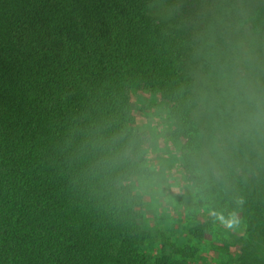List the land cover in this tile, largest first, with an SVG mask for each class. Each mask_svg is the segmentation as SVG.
I'll return each instance as SVG.
<instances>
[{
	"label": "trees",
	"instance_id": "16d2710c",
	"mask_svg": "<svg viewBox=\"0 0 264 264\" xmlns=\"http://www.w3.org/2000/svg\"><path fill=\"white\" fill-rule=\"evenodd\" d=\"M214 1L0 0V264L197 258L186 242L145 255L134 182L151 171L136 95L168 105L197 205L246 218L240 264H264V98L229 93L240 78L231 65L217 81L230 107L210 129L200 60L205 51L211 66L221 61L216 39L202 49L198 36ZM242 14L243 26L264 34V0L243 4ZM188 232L209 240L212 223Z\"/></svg>",
	"mask_w": 264,
	"mask_h": 264
},
{
	"label": "rangeland",
	"instance_id": "374dc122",
	"mask_svg": "<svg viewBox=\"0 0 264 264\" xmlns=\"http://www.w3.org/2000/svg\"><path fill=\"white\" fill-rule=\"evenodd\" d=\"M256 1L215 0L209 8V17L205 16L201 23L198 20L199 27L203 29L198 36V45L205 49L202 43L210 44L216 39L215 54L221 61V65L211 66L204 58L205 51L200 60L208 107H211L208 111L211 114L210 129L214 128L213 122L218 121V116L223 118L224 108L230 107L229 93L234 95L241 91L243 94L246 91L248 94L252 92L255 100L264 98V90L260 88L264 82V34L253 31L252 25L243 26L247 16L241 15L243 4L246 6ZM224 8L227 13L219 15ZM159 9L165 13L167 8L162 5ZM252 18L257 22L261 17ZM231 65H239L237 77L240 78L232 82L230 92L225 93L217 81L227 75L226 69ZM135 101L138 126L149 136L144 162L151 176L134 182L135 192L142 195L145 203L142 226L149 234L144 246L145 255L154 260L165 248L186 242L198 248V256L191 264H240L248 221L239 214L229 217L214 212L209 206L197 205V189L186 178L182 144L171 135L174 126L169 120L168 105L158 95L146 96L145 99L136 95ZM212 147L217 153L222 151L218 145L213 144ZM251 173V169L246 170L247 177ZM232 219L236 223L229 227ZM208 222L212 223L211 239L198 240L189 234L190 229Z\"/></svg>",
	"mask_w": 264,
	"mask_h": 264
},
{
	"label": "clouds",
	"instance_id": "9594fccd",
	"mask_svg": "<svg viewBox=\"0 0 264 264\" xmlns=\"http://www.w3.org/2000/svg\"><path fill=\"white\" fill-rule=\"evenodd\" d=\"M261 116H262V114H261L259 111L254 112V113L251 114V116H250V120H251L252 123H254V124H258V123L261 122ZM235 223H236V220H235V219H232V220L229 222V227H231V226H232L233 224H235Z\"/></svg>",
	"mask_w": 264,
	"mask_h": 264
}]
</instances>
